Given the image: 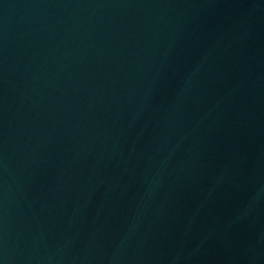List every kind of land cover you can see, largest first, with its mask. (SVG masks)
Listing matches in <instances>:
<instances>
[{"label": "water", "instance_id": "water-1", "mask_svg": "<svg viewBox=\"0 0 264 264\" xmlns=\"http://www.w3.org/2000/svg\"><path fill=\"white\" fill-rule=\"evenodd\" d=\"M0 264H264V0H0Z\"/></svg>", "mask_w": 264, "mask_h": 264}]
</instances>
